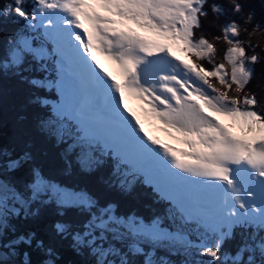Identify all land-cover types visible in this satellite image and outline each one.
Returning a JSON list of instances; mask_svg holds the SVG:
<instances>
[{
    "label": "snow or ice",
    "instance_id": "1",
    "mask_svg": "<svg viewBox=\"0 0 264 264\" xmlns=\"http://www.w3.org/2000/svg\"><path fill=\"white\" fill-rule=\"evenodd\" d=\"M229 10L240 14L244 5L0 0V16L36 33L9 40L0 72L13 71L34 87L60 93L52 116L39 126L60 142L74 137L64 172L78 167L92 174L111 166L107 184L125 192L142 178L170 202L166 218L176 225L165 227L159 215L146 221L121 214L113 202L46 176L30 149L14 155L0 148V264L9 255L32 264L20 248L33 243L50 257L44 264H55L54 248L34 231L16 235L15 222L38 217L49 204L60 217L70 209L79 213V221L57 220L53 231L70 238L74 250L90 252L95 264H137L130 257H139V264H172L159 250L201 257L185 264H264V108L257 110V93L248 88L257 65L264 74V47L241 39L237 19L227 20L212 39L204 35L203 20ZM253 17L249 12L244 23ZM257 30L264 24L257 21L252 32L243 28L249 37ZM220 40L228 47L216 62L213 41ZM29 57L32 71L52 69L56 78L25 77ZM35 102L47 103L39 96ZM66 120L76 122L75 133ZM146 123L174 143L153 135ZM26 168L31 179L19 182L16 174ZM237 229L240 244L230 253L225 244ZM9 233L13 238L5 242Z\"/></svg>",
    "mask_w": 264,
    "mask_h": 264
},
{
    "label": "trees",
    "instance_id": "2",
    "mask_svg": "<svg viewBox=\"0 0 264 264\" xmlns=\"http://www.w3.org/2000/svg\"><path fill=\"white\" fill-rule=\"evenodd\" d=\"M216 2L223 5L225 9H230L233 0H216ZM240 2L244 5V11L240 14H234L229 10L226 16H220L219 19H215L213 14L204 19V27L208 30L204 32V35L212 39L213 36L221 34L220 28L227 20L237 19L242 29L241 39H251L253 44L258 43L264 47V30L255 31L251 37L243 31V28L246 27L249 32H252L257 21L264 24V0H240ZM249 12H254L253 21L250 24H245L244 20ZM23 29H25L23 22H15L11 18L0 16V60H3L10 50L9 40L17 33H21ZM200 34L197 31V35ZM213 42L217 45L216 62H222L224 51L228 45L223 40ZM204 63L207 67H210L206 62ZM32 67H34V63L29 57L25 64V68L28 70L23 75L28 78L39 79L41 76L40 71H32ZM248 88L257 93L259 100L257 110L264 108V74H261L259 65H257L256 74ZM5 90L8 94L7 99ZM56 94L54 89L48 90L46 87L39 88L30 85L13 71L0 72V148L11 150L14 155L26 149H30L34 156L38 153H45L39 162L36 158L34 159L35 165L38 163V166H44V169H42L44 174L54 176L62 182H67L75 189H87L102 201L113 202L121 214L135 213L146 221H150L159 215L164 219L165 227L175 228L176 225L166 218L172 205L170 202L162 200L159 194L153 190V186L142 182V178L141 182L136 183L130 192H125L107 184L108 179L113 174L111 166H105L92 174L83 173L78 167H73L69 174L64 171L53 173L51 170L52 165L61 162V166L65 167L66 160L72 154V149L67 147V143H70L74 137L66 136L65 142H60L54 138L52 133L46 129H41L39 125L41 121H44V113L48 110V106L53 107V103L47 102L48 106L41 105L35 102V98L39 96L42 99L43 96H50L54 98L52 100H55L57 98ZM20 101H25V103L21 105L19 104ZM6 103L10 104L13 109H6ZM16 175L20 182L31 179L27 168ZM59 219L79 221L81 217L73 209L68 210L64 217H60L57 214L55 204H49L41 207L38 217L17 222L19 224V234L34 231L37 239H42L46 246L54 248L56 252L55 264H95L94 257L90 252L73 249L70 238L65 242L58 240L59 237H56L53 231V224ZM11 235L12 233H9L7 236ZM235 239L240 241L238 229ZM230 247H232L231 242L228 241L225 244V249L228 250ZM20 251L29 252L32 264H44L45 260L50 258L45 251L38 249L35 243L31 247L21 246ZM159 253L162 256H174L173 253L170 254L167 250H159ZM15 258L18 262L23 260L22 256H16ZM130 258L139 264V257ZM5 260L7 264H14L11 259Z\"/></svg>",
    "mask_w": 264,
    "mask_h": 264
},
{
    "label": "rangeland",
    "instance_id": "3",
    "mask_svg": "<svg viewBox=\"0 0 264 264\" xmlns=\"http://www.w3.org/2000/svg\"><path fill=\"white\" fill-rule=\"evenodd\" d=\"M38 31H39V32H42L43 30L40 29V30H38ZM21 33H24V34L29 35V36H31V35H35V34H36V33H33L31 30L27 29L26 27H25V29H23V30L21 31ZM40 75H41V76H40L39 79H55V78H56V73H55V71L52 70V69H49V71H47V72H45V71H40ZM46 88H47L48 90L54 89L55 92L57 93V98L55 99V100L57 101V103H54L55 100H52V99H54V98H52V97H50V96H43V97H42L43 100H45V101H47V102H49V103H53V107L48 106L47 103L44 104V105H47V106L49 107V108H47V109L53 113V109H54V107H55L57 104H59L60 101H61V95H60V93L57 91V89H56L55 87H47V86H46ZM4 92H5L6 99H7L8 94H7L6 90H5ZM24 103H25V101H20V102H19V104H21V105L24 104ZM134 103H135V107H138V104H137L136 101L133 102L132 100H130V104H131L132 106H134ZM6 109H13V108L10 107V104L6 103ZM48 110H46V112L44 113V120L49 119L50 116H51V113H49ZM10 112H11V111H10ZM35 118H36V117H35ZM66 123L68 124V126H69V128H70L71 131H72L73 127H75V128L77 127L76 122H75L74 120H66ZM146 127L148 128L149 131L152 132L153 135L159 136L162 140H165V142H168V143H174L173 141L168 140V138H167L162 132L158 131V130H157L156 128H154L153 126H151V125H149V124L146 123ZM234 131H238V130L234 129ZM177 146H178V145H177ZM44 154H45V153H38V154H35L34 157L37 159V162H39V161L43 158V155H44ZM50 161H51V160H50ZM37 166H38V163H37ZM39 168L42 170V169H44V166H43V165H40ZM64 168H65V167H62V166H61V162H60V163H56L55 165H52V166H51V170L53 171V173H59V172H62V171H64ZM45 175H46V176H49L48 174H45ZM49 177H53V178H55L54 176H49ZM55 179H56V178H55ZM17 180L20 182L19 178H17ZM57 180H58V179H57ZM59 181H60V180H59ZM61 182H62V181H61ZM62 183H63L65 186L69 187V188L75 189L74 187L68 185L67 182H62ZM15 223H17V222H15ZM17 228H18V231H17L16 235H19V224H18V223H17ZM12 238H13V234H12L11 236H7V235H6V236L4 237V241L6 242V241H8V240H11ZM58 240L61 241V242H62V241H63V242L68 241V239H61V238H59ZM230 242H231V246H232V247H230L227 251L230 252V253H234V251L236 250L237 246L240 244V241H239V239H238L237 241H236V239H233V240H230ZM5 251H6V250H5ZM87 252H88V251H87ZM173 255H174V256H167V255H165L164 257H165L166 259L170 260V261L172 262V264H185V260H193V259L199 260V259H201V257H200L199 255H186V254L184 253L183 250H176V251L173 252ZM15 257H16V256H11V255H9V256H6L5 259H11V260L14 262V264H22V261H23V260H22L21 262H18V261L16 260Z\"/></svg>",
    "mask_w": 264,
    "mask_h": 264
}]
</instances>
